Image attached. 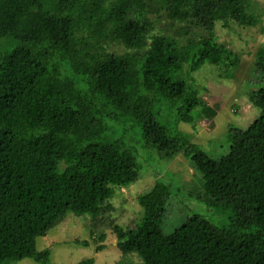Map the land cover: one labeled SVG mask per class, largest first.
Here are the masks:
<instances>
[{
	"label": "trees",
	"instance_id": "trees-1",
	"mask_svg": "<svg viewBox=\"0 0 264 264\" xmlns=\"http://www.w3.org/2000/svg\"><path fill=\"white\" fill-rule=\"evenodd\" d=\"M251 3L0 0V264H49L36 238L66 215L97 216L114 186L137 179L145 149L183 154L195 199L231 215L217 224L194 212L164 233L175 193L155 181L136 196L133 226L112 225L122 253L136 252L139 264H264V47L248 81L257 114L228 127L226 153L215 159L176 128L201 104L192 72L223 65L232 77L239 56L217 42L215 26L256 25ZM162 16L187 27L155 32ZM134 126L141 142L132 148L117 133Z\"/></svg>",
	"mask_w": 264,
	"mask_h": 264
},
{
	"label": "rangeland",
	"instance_id": "rangeland-1",
	"mask_svg": "<svg viewBox=\"0 0 264 264\" xmlns=\"http://www.w3.org/2000/svg\"><path fill=\"white\" fill-rule=\"evenodd\" d=\"M250 12L258 23L254 26H240L221 23L215 26L217 42L233 50L239 56L238 65L232 77L226 78L223 65L203 64L190 74V83L199 91L201 104L193 112L190 123L178 122L176 128L188 133L190 140L199 144L206 153L217 159L227 152L229 141L225 139L229 126L245 128L257 114L249 102V93L257 83L248 82L250 69L258 48L264 47V0H251ZM154 31L172 34L175 28L186 23L170 24L164 16L155 22ZM191 28V26H188ZM115 51L122 47H115ZM255 82V81H253ZM122 136L125 143L134 148L140 140V131L128 127ZM140 151L136 155L141 165L137 179L129 185L113 187L112 195L102 204L97 216L66 215L44 236L36 238V248H49V264H76L85 258H92V264H139L141 257L136 252L122 253L116 245V238L111 232L112 225L123 228L133 226L140 216L141 207L136 196L146 192L155 181L168 184L175 193L173 201L167 207L162 225L164 233H170L192 213H201L217 224L226 223L230 211H216L198 202L195 196L200 191L197 181L193 182L189 160L181 153L172 158L159 156L155 151ZM188 191H192V196ZM103 238H98L99 235ZM86 241L81 245L74 241ZM102 246L101 249L98 247ZM13 264H38L30 259H23Z\"/></svg>",
	"mask_w": 264,
	"mask_h": 264
}]
</instances>
